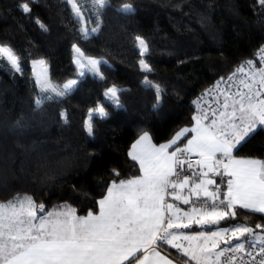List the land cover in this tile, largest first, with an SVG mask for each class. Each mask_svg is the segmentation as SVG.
<instances>
[{
  "label": "trees",
  "instance_id": "trees-1",
  "mask_svg": "<svg viewBox=\"0 0 264 264\" xmlns=\"http://www.w3.org/2000/svg\"><path fill=\"white\" fill-rule=\"evenodd\" d=\"M21 2L0 0V44L22 57L24 69L21 74L0 67V201L27 194L47 209L69 205L77 215L97 212V201L113 180L139 174L129 151L142 133L160 145L191 127L194 101L264 45V4L259 0H110L98 32L88 37L64 0H35L30 13L21 11ZM125 3L134 11H120ZM137 36L149 47L143 56ZM74 45L103 61L104 79L79 76ZM39 59L47 62L54 83L79 80L72 93L40 107L32 71V61ZM141 59L152 72L141 70ZM145 77L160 86L159 100ZM113 85L122 106L106 118L93 117L89 135L88 110ZM234 155L264 158V129L246 138ZM236 212L221 226L264 224L262 214ZM162 251L178 257L167 246Z\"/></svg>",
  "mask_w": 264,
  "mask_h": 264
},
{
  "label": "snow or ice",
  "instance_id": "snow-or-ice-1",
  "mask_svg": "<svg viewBox=\"0 0 264 264\" xmlns=\"http://www.w3.org/2000/svg\"><path fill=\"white\" fill-rule=\"evenodd\" d=\"M30 2L35 0H22L18 7L30 13ZM64 2L78 22L85 21L89 7L94 10L97 26L91 33L99 30L102 10L110 6V0ZM120 11L131 13L134 8L125 3ZM40 27L47 31L42 23ZM82 31L85 36L90 34L86 26ZM135 39L143 56L149 51L148 44L140 36ZM73 48L79 76L86 69L104 79L102 61L86 56L78 46ZM21 61L12 47L0 44V67L22 74ZM259 61L264 62V47L259 50ZM139 64L142 71H153L146 60ZM246 65L250 73L239 81L242 89L224 94L218 100L219 108L211 113L213 118L194 101L199 112L193 116V127L181 129L160 145L147 132L142 133L129 152L139 165V174L113 180L97 201V212L77 215L69 205L47 209L27 194L0 201V264H264V224L221 226L222 221L236 218L237 207L264 214V158L234 155L246 138L258 128L264 129V67L256 69L252 60ZM32 67L38 69V107L66 97L79 83L76 78L62 85L54 83L43 59L32 61ZM237 71L244 73V67ZM144 83L155 89L159 100L160 86L147 77ZM118 91L113 85L104 95L122 106ZM93 114L101 119L108 116L100 103L90 108L85 121L89 135L93 133ZM188 133L193 135L181 145ZM213 177L222 179L217 183ZM175 201L190 207L184 210ZM193 224L200 230L173 231ZM166 246L176 249L180 257L174 261L162 254Z\"/></svg>",
  "mask_w": 264,
  "mask_h": 264
},
{
  "label": "built area",
  "instance_id": "built-area-1",
  "mask_svg": "<svg viewBox=\"0 0 264 264\" xmlns=\"http://www.w3.org/2000/svg\"><path fill=\"white\" fill-rule=\"evenodd\" d=\"M262 47H264V45ZM259 50L255 53L254 57L251 59L254 62L256 69L264 67V62L259 61ZM241 67H244V73H240L237 71ZM245 73H250V70L247 67L246 62L244 64L238 66L235 69L234 73L230 76L233 78L232 80H229V78H227V79H225V80H223L217 84L210 86L208 88L207 92L204 94L203 98L198 100L199 101V107L203 108L208 113L210 119L213 118L211 113L219 108L218 100H222L224 94L234 93L237 91L238 88L242 89V86L240 85L239 81L241 79L246 78ZM196 106H197V112L195 115H197L199 112L198 105H196ZM193 159H196V157H193ZM213 178L217 180V183H220V181L222 179L221 177H213ZM227 179H228V177H223V180L226 181ZM168 200H169V202H172L170 197L168 198ZM174 203L178 207H180L184 210H188V208L190 207L189 205L182 204L179 201H175ZM195 226L196 225L193 224L192 227L188 228L187 230L190 231ZM181 229H184V228H181ZM177 230L178 229H173V231H177ZM222 246L223 245H221V247ZM245 259H247V257H245ZM257 259H259V257H257Z\"/></svg>",
  "mask_w": 264,
  "mask_h": 264
},
{
  "label": "rangeland",
  "instance_id": "rangeland-1",
  "mask_svg": "<svg viewBox=\"0 0 264 264\" xmlns=\"http://www.w3.org/2000/svg\"><path fill=\"white\" fill-rule=\"evenodd\" d=\"M88 12H89V16L90 17H87V11H85L84 12V16H85V21L82 23V29L86 26L87 27V29L89 30V32H90V29L91 28H93V27H96L95 26V24H94V22H96V15H95V13H94V10L93 9H91L90 7H89V9H88ZM83 32V31H82ZM92 33L90 32V34L88 35V36H90ZM140 49V48H139ZM47 63V62H46ZM47 69H48V74H49V77H50V73H49V66H48V64H47ZM32 71H33V77H34V79H35V81H36V71H38V69H36V70H34V69H32ZM85 73H91V72H88L86 69H85ZM38 86V85H37ZM38 89H39V87H38ZM39 95H41V93H40V89H39ZM56 99V98H55ZM108 100V102L110 103V109L108 110V115L109 114H112V112L116 109V107H118L116 104H114L110 99H107ZM94 115H96V114H93V117H94ZM179 230V229H178ZM177 230V231H178ZM190 233H191V231H189ZM192 233H194V231H192ZM232 243L234 244V243H236V241L235 240H233L232 241ZM221 245H223L221 248H223V247H226V245H224V244H221ZM246 247H247V245H246ZM193 264H194V262H192Z\"/></svg>",
  "mask_w": 264,
  "mask_h": 264
},
{
  "label": "crops",
  "instance_id": "crops-1",
  "mask_svg": "<svg viewBox=\"0 0 264 264\" xmlns=\"http://www.w3.org/2000/svg\"><path fill=\"white\" fill-rule=\"evenodd\" d=\"M98 32V31H97ZM97 32H95V33H92L90 36H92V35H95ZM88 37V36H87ZM146 54V53H145ZM144 54V55H145ZM74 57H75V52H74ZM102 61V60H101ZM103 62V61H102ZM76 65V64H75ZM77 67V66H76ZM32 69H33V67H32ZM78 69V68H77ZM78 71H80L79 69H78ZM87 74H89V73H85V75H87ZM90 74H92V73H90ZM84 75V76H85ZM84 76H82L81 78H83ZM77 87V86H76ZM75 87V88H76ZM75 90V89H74ZM73 90V91H74ZM72 91V92H73ZM71 92V93H72ZM108 98L107 97H105V99L100 103V104H102L104 107H105V110L108 112V110L110 109V103L108 102V100H107ZM117 108V107H116ZM111 114H109L108 116H110ZM96 115H94V117H95ZM107 116V117H108ZM194 124H195V122L193 123V125L191 126V127H193L194 126ZM187 128H190V127H187ZM150 135V134H149ZM193 135V133H188V135L186 136V137H184L181 141H180V144L182 145L189 137H191ZM151 136V135H150ZM152 138V137H151ZM152 141H153V139H152ZM136 142V141H135ZM134 142V143H135ZM153 143H155L154 141H153ZM131 149V148H130ZM171 151V150H170ZM130 152V151H129ZM235 152V151H234ZM130 157V156H129ZM131 158V157H130ZM132 160V159H131ZM134 162H136V161H134ZM137 163V162H136ZM138 164V163H137ZM139 166V165H138ZM237 208H239V207H237ZM243 210H245V211H249V210H246V209H243ZM250 212V211H249ZM257 214H260V213H257ZM262 215H264V214H262ZM197 226V225H196ZM197 228H198V230L197 231H199L200 229H199V227L197 226ZM178 231H180V232H185V233H190L187 229H179ZM194 232H196V231H194ZM192 233V232H191ZM167 248L168 249H173V248H171L170 246H167ZM175 252H176V254H177V258H173V257H171L170 255H168L167 253H165L164 251H162V254H166V255H168L169 256V258L170 259H173L174 261L175 260H177L179 257H180V254H178V252H177V250L176 249H173ZM183 259H186V258H183ZM193 264V263H192Z\"/></svg>",
  "mask_w": 264,
  "mask_h": 264
}]
</instances>
